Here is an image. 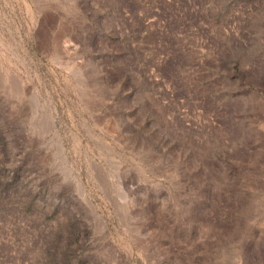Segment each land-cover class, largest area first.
<instances>
[{
    "label": "rangeland",
    "instance_id": "374dc122",
    "mask_svg": "<svg viewBox=\"0 0 264 264\" xmlns=\"http://www.w3.org/2000/svg\"><path fill=\"white\" fill-rule=\"evenodd\" d=\"M0 264H264V0H0Z\"/></svg>",
    "mask_w": 264,
    "mask_h": 264
}]
</instances>
